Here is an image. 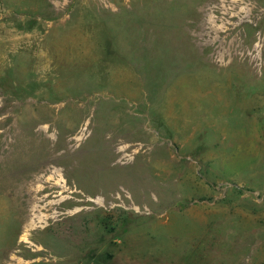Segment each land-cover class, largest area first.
Instances as JSON below:
<instances>
[{"label": "rangeland", "instance_id": "rangeland-1", "mask_svg": "<svg viewBox=\"0 0 264 264\" xmlns=\"http://www.w3.org/2000/svg\"><path fill=\"white\" fill-rule=\"evenodd\" d=\"M0 264H264V0H0Z\"/></svg>", "mask_w": 264, "mask_h": 264}, {"label": "bare ground", "instance_id": "bare-ground-1", "mask_svg": "<svg viewBox=\"0 0 264 264\" xmlns=\"http://www.w3.org/2000/svg\"><path fill=\"white\" fill-rule=\"evenodd\" d=\"M32 196H31V199H30V207L32 206V210H31V214H30V217H29V221H28V224H27V227H26V231L27 232H30L31 230H33V229H39V227H42V225H44V224H47V220H48V218H49V216L48 215H43V214H36V211H37V209H39V206L38 205H34V204H36V203H38V198L36 197V195H37V193H34V195L33 194H31ZM49 199V198H48ZM95 199V198H94ZM46 200V199H45ZM65 200H67V199H65ZM61 202H63V201H61ZM40 203V202H39ZM51 203V202H50ZM64 205H65V203L63 202V203H61L60 204V207L61 208H64ZM30 210V209H29ZM40 210H38V212H39ZM65 211H66V209H65ZM40 213V212H39ZM52 219V218H51ZM29 234V233H28ZM27 234V235H28ZM28 237V236H27ZM29 243V242H28Z\"/></svg>", "mask_w": 264, "mask_h": 264}]
</instances>
